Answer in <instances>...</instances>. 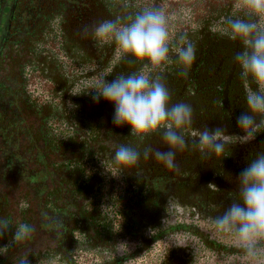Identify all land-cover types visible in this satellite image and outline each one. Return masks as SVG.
<instances>
[{
  "label": "trees",
  "instance_id": "16d2710c",
  "mask_svg": "<svg viewBox=\"0 0 264 264\" xmlns=\"http://www.w3.org/2000/svg\"><path fill=\"white\" fill-rule=\"evenodd\" d=\"M235 0H34V28L22 44L0 56V147L30 154L72 156L78 190L79 216L63 220L56 192L44 205L23 208L14 215L0 205V217L9 220L12 232L20 223L35 226L22 243L11 233L0 238V264H200L202 255L176 253L160 244L170 229L153 228L155 212L151 193L156 188L155 167L143 155L138 167L121 169L113 163L114 145H137L131 129L113 123L115 106L92 97L102 79L142 70L134 57L115 43L83 34L86 25L120 17L125 20L145 7L163 9L169 19L172 47L185 36L216 52V45L230 44L226 20L242 15ZM209 51V52H210ZM6 64V67H5ZM174 52L170 62L152 75H161L170 93L182 76ZM175 100L171 93V103ZM154 134L139 144L155 146ZM147 165V166H146ZM69 205V203H68ZM15 209V208H14ZM78 209V208H77ZM154 219V220H153ZM158 224L157 220L155 221ZM121 253H117L118 246ZM181 252V251H180ZM136 256V257H133ZM154 256V255H153ZM126 257H132L128 263Z\"/></svg>",
  "mask_w": 264,
  "mask_h": 264
},
{
  "label": "flooded vegetation",
  "instance_id": "af4514ba",
  "mask_svg": "<svg viewBox=\"0 0 264 264\" xmlns=\"http://www.w3.org/2000/svg\"><path fill=\"white\" fill-rule=\"evenodd\" d=\"M33 1L0 0V56L10 53L13 45L19 47L27 31L34 28ZM241 47L234 40L228 45H216V52H209L201 43L188 75L178 79L171 91L175 97L173 104L185 102L193 106L194 123L184 133L188 147L177 152L179 171L170 170L153 158L146 159L148 167H155L159 173L150 198L155 212L153 228L170 229L161 240L162 250L171 247L172 251L190 253L191 257L207 253L224 264H247L234 239L218 232L214 223L231 200L238 199L237 177L241 170L258 152L264 151V129L252 142L241 144L243 133L236 124V117L247 109L246 87L255 88L251 81L240 78L235 56ZM216 126L227 129L223 140L228 147L222 155H206L194 146V139L205 128ZM154 139L156 144L151 147L168 150L160 134ZM62 155L43 157L18 148L0 149V205H7L9 211L18 215L23 208L44 205L56 192H61L62 219L79 216L78 197L67 193L78 190L73 178L77 167L69 163L72 156ZM121 251L119 245L117 253ZM131 260L132 257H126L124 262Z\"/></svg>",
  "mask_w": 264,
  "mask_h": 264
},
{
  "label": "clouds",
  "instance_id": "9594fccd",
  "mask_svg": "<svg viewBox=\"0 0 264 264\" xmlns=\"http://www.w3.org/2000/svg\"><path fill=\"white\" fill-rule=\"evenodd\" d=\"M234 8L242 15L226 20L228 35L241 44L235 60L240 66L241 80L251 81L255 88L245 89L247 109L236 117L243 133L241 144L257 138L264 129V0H235ZM99 41L112 42L118 49L142 64V70L116 75L111 82L102 79L93 90L95 102L100 98L115 106L113 123L117 127L129 126L130 136L137 145H114L113 163L123 169L138 167L141 156L153 158L170 170L179 171L177 152L188 147L184 134L194 123V109L185 102L171 103V93L161 75L152 70L161 69L170 62L174 52L181 65L179 74L188 75L196 60L195 45L185 36L172 47L169 19L163 9L145 7L125 20H103L96 25H86ZM154 134L161 135L167 151L146 146L141 152L139 144ZM227 129L216 126L205 128L194 139V146L206 155H222L228 147L223 137ZM238 199L231 200L215 220L218 232L231 236L242 250L247 264H264V151L258 152L237 177ZM35 226L20 223L14 232L9 220L0 217V238L11 233L13 242L22 243L34 234ZM20 264H26L21 260Z\"/></svg>",
  "mask_w": 264,
  "mask_h": 264
},
{
  "label": "rangeland",
  "instance_id": "374dc122",
  "mask_svg": "<svg viewBox=\"0 0 264 264\" xmlns=\"http://www.w3.org/2000/svg\"><path fill=\"white\" fill-rule=\"evenodd\" d=\"M164 246H162V247H158V248H163ZM157 253H155V252H150L149 254H148V256H147V259H146V261L148 262V263H153V262H155L156 260H157V257L156 258H153V257H155V255H156ZM154 255V256H153ZM151 263V264H152ZM200 264H224L223 262H220V260H218L217 258H215L212 254H207V253H204L203 255H202V259H201V262H200Z\"/></svg>",
  "mask_w": 264,
  "mask_h": 264
}]
</instances>
